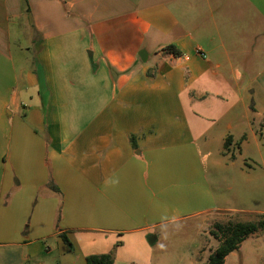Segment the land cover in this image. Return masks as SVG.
<instances>
[{"label": "crops", "instance_id": "obj_1", "mask_svg": "<svg viewBox=\"0 0 264 264\" xmlns=\"http://www.w3.org/2000/svg\"><path fill=\"white\" fill-rule=\"evenodd\" d=\"M251 114L264 117V0H0V264L208 260L219 243L184 253L182 226L243 208L216 196L201 140L226 151L244 132L243 155L261 134ZM252 238L264 264L258 232L224 264Z\"/></svg>", "mask_w": 264, "mask_h": 264}, {"label": "rangeland", "instance_id": "obj_2", "mask_svg": "<svg viewBox=\"0 0 264 264\" xmlns=\"http://www.w3.org/2000/svg\"><path fill=\"white\" fill-rule=\"evenodd\" d=\"M26 18V17H25ZM27 21L28 18H26ZM29 29V28H28ZM30 33V32H29ZM31 35V34H29ZM115 36H118L115 34ZM14 46H18L14 43ZM33 47L27 49V53L29 56L33 55ZM147 48H149L147 46ZM150 54H153V49H149ZM18 54V52H17ZM254 87L248 86L242 92L243 98L245 102L248 104L251 103L254 95ZM240 116L243 115L244 110L242 107L234 108L233 110ZM235 114V113H234ZM249 121L253 122V127L257 128L261 134L257 137V144L254 140H250V143L245 147L243 155H241L238 151V144L241 141V135L244 133L236 134V142L233 143L229 150H224L223 144L213 143L210 144L209 148H206L204 145L205 140H201V150L202 156L204 158V163L206 167V171L208 176L211 178L212 186L214 188V192L216 196L222 197L224 200L229 202L230 206H234L240 209L241 211L226 213L220 218H212L205 221L204 219H198L193 221L191 225L185 224L183 225V229L185 230L184 235L179 239L184 247V253L189 254L190 251L194 248L195 244H201L202 246H207L206 252H209V248L216 245L220 242L219 238H216L212 235V231L215 229L216 223H226L229 221H257L262 217L261 212H264V117L259 116L253 120L252 114L249 116ZM245 124L244 128H246L245 132H249L248 118H244ZM207 142H209V138H207ZM225 151L226 155H221V152ZM247 171L251 176L259 178L257 180V184L260 187L256 189H242L243 179H242V171ZM240 190L241 196H240ZM205 231L208 234H205ZM259 245H255L258 249V253L263 256L264 254V231H259ZM215 242L213 243V238ZM254 238L252 240H248L244 244L243 251H237L235 262L232 264H261V260L258 255L253 256L252 253H249V245L254 243ZM219 245V244H218ZM196 246V245H195ZM254 249V248H253ZM251 252V251H250ZM208 254V253H207ZM205 253L203 260L199 259L198 256H195L194 264H206L207 258ZM250 254V255H249ZM241 255H243L241 257ZM241 261L243 263H241ZM182 263V262H181ZM183 264H187L183 262Z\"/></svg>", "mask_w": 264, "mask_h": 264}, {"label": "trees", "instance_id": "obj_3", "mask_svg": "<svg viewBox=\"0 0 264 264\" xmlns=\"http://www.w3.org/2000/svg\"><path fill=\"white\" fill-rule=\"evenodd\" d=\"M165 50L175 56H181V50L175 44H169ZM232 144V137H227L225 148ZM264 231V214L257 221H236L216 223L212 235L220 239L219 245L209 256L206 264H224L225 258L232 251L239 248L242 241L249 235ZM114 250L103 254H90L86 256V264H114Z\"/></svg>", "mask_w": 264, "mask_h": 264}, {"label": "built area", "instance_id": "obj_4", "mask_svg": "<svg viewBox=\"0 0 264 264\" xmlns=\"http://www.w3.org/2000/svg\"><path fill=\"white\" fill-rule=\"evenodd\" d=\"M198 52H200V49L198 50Z\"/></svg>", "mask_w": 264, "mask_h": 264}]
</instances>
